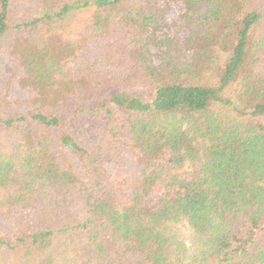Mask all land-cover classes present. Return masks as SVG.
I'll return each instance as SVG.
<instances>
[{
    "label": "trees",
    "instance_id": "16d2710c",
    "mask_svg": "<svg viewBox=\"0 0 264 264\" xmlns=\"http://www.w3.org/2000/svg\"><path fill=\"white\" fill-rule=\"evenodd\" d=\"M0 264H264V0H0Z\"/></svg>",
    "mask_w": 264,
    "mask_h": 264
},
{
    "label": "rangeland",
    "instance_id": "374dc122",
    "mask_svg": "<svg viewBox=\"0 0 264 264\" xmlns=\"http://www.w3.org/2000/svg\"><path fill=\"white\" fill-rule=\"evenodd\" d=\"M177 231V235L184 238L186 245L189 246L190 243V236L188 231H186L185 229H182L181 227H176L175 229Z\"/></svg>",
    "mask_w": 264,
    "mask_h": 264
}]
</instances>
